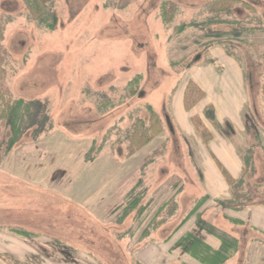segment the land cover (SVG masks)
<instances>
[{"label":"rangeland","instance_id":"obj_1","mask_svg":"<svg viewBox=\"0 0 264 264\" xmlns=\"http://www.w3.org/2000/svg\"><path fill=\"white\" fill-rule=\"evenodd\" d=\"M107 1L53 0L55 27L46 29L29 20L22 0H0V12L13 17L4 42L7 85L16 97L47 106L52 121L47 132L26 133L9 152L0 145V264H194L183 249L172 248L179 246L182 233L199 231L194 207L205 201L203 217L238 237L223 217L229 207L222 201L229 198L216 200L211 192L213 157L189 127L193 115L210 106L220 127L219 144L212 145L218 161L237 175L241 159L246 204L264 206V0H242L252 9L236 4L233 16L224 18L235 27L183 31L182 25L202 21L198 13L206 0H173L180 12L170 30L160 7L168 0H136L125 9L107 8ZM220 31L230 33L226 51L205 47ZM193 36H201L203 47L182 73H175L172 52L180 59L194 50ZM230 59L237 68L225 71L221 61ZM136 78L131 90L138 91L128 98ZM191 81L205 98L186 111L183 97ZM151 110L161 115L165 132L128 158L125 134L136 120L147 121ZM140 181L148 190L142 202L146 213L120 224L125 197ZM173 195H178V212L143 240L154 214ZM18 226L35 236L11 231ZM248 233L227 264H264L263 248L250 243L264 233Z\"/></svg>","mask_w":264,"mask_h":264},{"label":"trees","instance_id":"obj_2","mask_svg":"<svg viewBox=\"0 0 264 264\" xmlns=\"http://www.w3.org/2000/svg\"><path fill=\"white\" fill-rule=\"evenodd\" d=\"M25 8L28 12L29 20L38 22L46 29H53L55 27V18L50 12V5L53 0H22ZM136 0H108L105 4L107 8L113 9H125ZM241 4L252 9L247 3L242 0H211L203 10L201 11L200 17L202 21L195 23L196 25H182L179 29L182 31L192 27L204 29V27L212 24L225 23L227 20L223 17L233 16L235 5ZM179 10V6L172 2H164L161 7V15L163 22L167 28H169L174 21L175 16ZM203 15L206 18H203ZM13 17H9L0 12V130L4 129V132H0L1 142L0 145L7 147L9 152L15 145H17L24 135L32 131L34 137H38L43 133L47 132L51 126L52 121L47 106L38 101H27L22 98L15 96L14 92L7 85V69L5 65L7 63L8 51L4 46L6 39V28L12 21ZM235 24V23H234ZM252 30H256L255 27ZM216 38H222L223 36L230 35V33H215ZM240 38V34L237 35ZM201 36H193L191 39L194 41V47L191 52L184 54L180 59H176L175 53L172 52L171 65L175 73H182L187 66L190 64L192 57L198 54L203 47V43L199 39ZM245 39H242L244 41ZM188 44L187 42H185ZM190 46V44H188ZM177 52L181 53L180 47H175ZM187 49L188 47L185 46ZM184 48V49H185ZM175 57V58H174ZM141 78V77H140ZM140 80L139 78L134 79L130 82L129 89L126 91L125 96L130 98L134 96L138 90H131V86L135 85L134 81ZM138 85V84H137ZM205 97V93L202 88L194 83L189 82L184 92V107L186 111H192L197 105H199ZM102 107V106H100ZM151 109V107H150ZM212 109L208 110L206 116H209ZM192 122L204 140L205 144H209L213 141V135L210 130L204 124L203 119L200 116L192 118ZM165 132V125L160 114L151 110V114L147 121L138 119L133 124L132 128L125 134L127 157L131 158L139 153L144 148L148 147L152 142L156 141L157 138L162 136ZM6 133V135H5ZM8 134L10 136H8ZM157 154H154L151 158L145 159L144 166L146 167L149 163L156 159ZM219 167L228 179L229 184L234 190V197L232 202L243 203L244 200H248L249 195L244 193L243 181H238L230 178V174L225 167L218 162ZM148 196V190L143 186V182L140 181L137 185L127 194L124 200V206L122 207V214L118 217V223H124L127 219L133 216V220H139L144 213H146L147 207L142 202L145 197ZM202 204L196 206L194 210L198 212L201 209ZM178 210V202L175 196H172L169 200L165 201L156 211L153 216L150 230L145 234L146 236L142 239L148 238L153 232L159 229L162 225L166 224L172 219ZM194 212V214H195ZM193 213V212H192ZM142 220L140 221V223ZM198 227L207 233H210L216 237L220 242L221 246L219 249H214L208 243H206L199 234L197 233H186L179 240V248L183 249L184 253L188 254L193 260L199 264H225L236 252L238 247V241L221 231L217 227L206 223L204 221L198 222ZM13 232L28 237H34L35 233L22 227H12ZM1 230V227H0Z\"/></svg>","mask_w":264,"mask_h":264},{"label":"crops","instance_id":"obj_3","mask_svg":"<svg viewBox=\"0 0 264 264\" xmlns=\"http://www.w3.org/2000/svg\"><path fill=\"white\" fill-rule=\"evenodd\" d=\"M168 1H172V2H174V3H176L178 6H179V10H178V12L177 13H179L180 12V5L177 3V2H175V1H173V0H168ZM165 2H167V1H165ZM211 2V0H206V2H204V4L201 6V10H200V12L198 13V16H200V14H201V11L203 10V8L207 5V4H209ZM163 3L164 2H162L161 3V5H160V7H162V5H163ZM203 18H206V16H204L203 15ZM223 18H225V17H223ZM212 25H225V26H237L238 24H234L233 23V25H231V24H225V23H219V24H212ZM166 26V25H165ZM205 28V27H204ZM168 30H170V28L168 29ZM216 33H227V31H220V32H216ZM227 36H223L222 38H216L215 40H213V42L212 43H209V44H207L208 43V41L207 42H204L205 44H207V45H205V47H209V49L212 47V46H214V47H216V46H218L219 45V47L220 48H223L222 49V51L224 50V51H226V44L228 43V42H226L227 40ZM238 39H240V38H238ZM223 44H225V45H223ZM221 45V46H220ZM223 46V47H222ZM216 50V54H218L219 53V50H217V49H215ZM208 52H210V51H208ZM205 55L206 56H211V54L210 53H205ZM207 58V57H206ZM231 62V63H230ZM221 64H222V66H223V69L225 70V71H228V70H231V71H234V70H236V68H237V63H236V61L234 62V60L233 59H230V60H227V61H224V60H222L221 61ZM203 90V89H202ZM13 91V90H12ZM204 91V90H203ZM14 92V91H13ZM205 93V92H204ZM205 98V97H204ZM183 99H184V97H183ZM28 101V100H27ZM183 105H184V101H183ZM185 108V107H184ZM210 110V109H212V111L210 112V116H206L205 114H206V110ZM186 110V109H185ZM213 111H215V108H214V106H210V107H207L204 111H201L200 112V115H193V117H195V116H200L202 119H203V121H204V124L206 125V127L210 130V132L212 133V135H213V141L209 144V146L208 145H206L205 144V142H204V140L202 139V137L200 136V134L198 133V131L196 130V128H195V126H194V124L192 125V126H189L190 128H191V130H195L196 132H197V134L199 135V137L201 138V140L204 142V147L206 148V150H209V153L212 155V157H213V164H214V166L216 167L215 169V171L214 170H212V169H210L209 168V172H211V183H210V188H211V192L215 195V199L216 200H223V199H221V198H223V197H228L229 198V200L228 201H222L223 202V204H224V206H227V207H229L228 208V210H227V214H226V212L225 213H223V217L228 221V222H230L234 227H236L237 228V235H238V237L237 236H234V235H232V234H230V233H228V232H226V231H224V230H222V229H220L219 227H217V226H215V225H213V223L212 222H210V221H208V220H206L204 217H203V213H201V210H202V207L204 208V204L206 203V201L204 202V204H202V207H201V209L198 211V213H197V215H198V217H196V219L194 220L195 221V224L197 225V227H198V222L201 220V221H204V222H206V223H209V224H211V225H213V226H215V227H217L218 229H220L221 231H223V232H225V233H227L228 235H230L231 237H233V238H235L237 241H238V247H237V250H236V252L234 253V255L228 260V261H230L231 259L233 260L234 258H235V256H237L239 253H240V249H241V244H242V242L245 240H247L249 237H250V234H252V233H248L250 230L252 231V232H254V233H256L257 235H258V231L259 232H262V233H264V216H262V215H264V206H262V207H249L248 206V204H246V202H247V200H244L243 201V203H235V202H232V199H233V197H234V190L232 189V187H231V185L229 184V182H228V179L226 178V176L224 175V173L222 172V170H221V168L219 167V164H218V157H217V153H218V151L217 150H215L214 148H212V145H213V143H214V141L216 142V146L219 144L218 142V140H215L216 139V130H219L220 131V127L218 126V124H217V122L214 120V118L212 117V112ZM156 112V111H155ZM159 114V113H158ZM192 117V118H193ZM211 119H210V118ZM193 123V122H192ZM210 145H211V148H210ZM222 145H223V143H222ZM221 145V147H223ZM223 149V148H222ZM215 150V151H214ZM217 152V153H216ZM219 154V153H218ZM227 169V168H226ZM228 171V170H227ZM228 173L230 174V178H232V179H234V180H236V182H238V181H241V180H243V176H244V174H245V165L242 163V160L240 159V173H238L237 175H232L229 171H228ZM135 187V186H134ZM133 187V188H134ZM132 188V189H133ZM243 188V187H242ZM131 189V190H132ZM130 190V191H131ZM129 191V192H130ZM128 192V193H129ZM173 196H175L176 197V200H177V202H178V195H173ZM126 198V197H125ZM204 199H206V198H204ZM203 199V200H204ZM216 200H210L209 202H208V200H207V203H210V204H212V203H214L215 205H216ZM220 201H218V202H220ZM217 202V203H218ZM264 204V203H263ZM219 206H218V209L220 210L222 207H223V205H221V204H218ZM254 205V204H253ZM195 207H196V205H195ZM194 207V208H195ZM178 208H179V202H178ZM223 211H224V209H223ZM177 212H178V210H177ZM176 212V213H177ZM176 213H175V215H176ZM261 214V215H260ZM174 215V216H175ZM253 221V222H252ZM253 224H255V225H257V226H261V229L260 230H258L257 228H255V227H253ZM254 228V229H253ZM246 229H249V231H247ZM189 232H194V233H197V234H199L200 236H201V238L204 240V238L202 237V235H203V233L205 234V235H207V237L208 238H210L214 243H215V245H213V244H211V243H209V242H207V241H205L206 243H208L210 246H212L214 249H219L220 248V246H221V242L216 238V237H214L213 235H211L210 233H207V232H205V231H202L200 228H199V231L197 232V231H186V232H184V233H182L181 234V237H179L180 239L182 238V236L184 235V234H186V233H189ZM181 233V232H180ZM202 234V235H201ZM260 235V234H259ZM258 235V236H259ZM248 236V237H247ZM260 236H263V235H260ZM259 236V240L258 239H256L255 237V239H254V241H253V238L250 240V243L251 244H257V245H259V246H261V248H263V251H264V237H260ZM0 238H1V240H2V236H0ZM258 238V237H257ZM147 239V238H146ZM215 241H214V240ZM1 243H2V246L3 247H5V246H10V248L11 247H13V248H16L14 245H10V243H4L3 241H1ZM177 248H172V249H181V248H179L178 246H176ZM262 250V249H261ZM183 254H184V256H188V257H190L188 254H186V253H184V251L182 252ZM190 259L194 262V264H199L198 262H196L195 260H193L191 257H190ZM228 261L225 263V264H227L228 263ZM175 264H179V263H175Z\"/></svg>","mask_w":264,"mask_h":264},{"label":"bare ground","instance_id":"obj_4","mask_svg":"<svg viewBox=\"0 0 264 264\" xmlns=\"http://www.w3.org/2000/svg\"><path fill=\"white\" fill-rule=\"evenodd\" d=\"M40 70H41V71H44L42 65H41V67H40ZM62 227H63V230H64V231H67V232H68L69 230H71V229H70L71 227H70V228H69V227H66V226H62ZM75 233H79V232H76V231H75ZM80 234H83L84 237H85L86 239H87V238L89 239V238L91 237V236H90L89 234H87V233H81V232H80Z\"/></svg>","mask_w":264,"mask_h":264}]
</instances>
